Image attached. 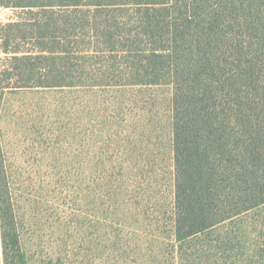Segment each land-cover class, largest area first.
Listing matches in <instances>:
<instances>
[{
  "label": "trees",
  "instance_id": "obj_1",
  "mask_svg": "<svg viewBox=\"0 0 264 264\" xmlns=\"http://www.w3.org/2000/svg\"><path fill=\"white\" fill-rule=\"evenodd\" d=\"M113 5L133 16L111 19L102 9ZM0 8L20 10L0 22V106L18 89L70 85L82 28L126 40L136 83L173 85L175 238L189 261L217 259L236 234L227 222L264 204V0H0ZM0 236L3 264H30L1 142Z\"/></svg>",
  "mask_w": 264,
  "mask_h": 264
},
{
  "label": "rangeland",
  "instance_id": "obj_2",
  "mask_svg": "<svg viewBox=\"0 0 264 264\" xmlns=\"http://www.w3.org/2000/svg\"><path fill=\"white\" fill-rule=\"evenodd\" d=\"M102 10L121 24L133 16L126 6ZM16 12L0 8V22ZM81 32L70 85L18 89L0 106L30 264H264V204L227 222L236 234L217 259L180 254L174 87L136 83L125 39Z\"/></svg>",
  "mask_w": 264,
  "mask_h": 264
}]
</instances>
